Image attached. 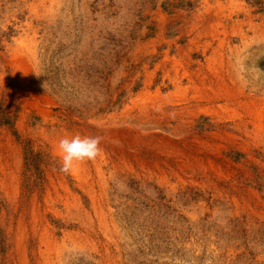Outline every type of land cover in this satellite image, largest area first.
Returning <instances> with one entry per match:
<instances>
[{
	"label": "rangeland",
	"instance_id": "rangeland-1",
	"mask_svg": "<svg viewBox=\"0 0 264 264\" xmlns=\"http://www.w3.org/2000/svg\"><path fill=\"white\" fill-rule=\"evenodd\" d=\"M0 264H264V0H0Z\"/></svg>",
	"mask_w": 264,
	"mask_h": 264
},
{
	"label": "clouds",
	"instance_id": "clouds-1",
	"mask_svg": "<svg viewBox=\"0 0 264 264\" xmlns=\"http://www.w3.org/2000/svg\"><path fill=\"white\" fill-rule=\"evenodd\" d=\"M102 138L99 136L64 135L56 143L59 158V171L70 173L74 168L87 161H93L102 154L100 147Z\"/></svg>",
	"mask_w": 264,
	"mask_h": 264
}]
</instances>
